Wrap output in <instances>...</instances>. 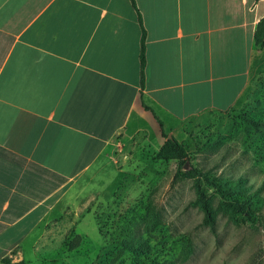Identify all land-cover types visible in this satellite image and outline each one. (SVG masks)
<instances>
[{
  "label": "crops",
  "instance_id": "1",
  "mask_svg": "<svg viewBox=\"0 0 264 264\" xmlns=\"http://www.w3.org/2000/svg\"><path fill=\"white\" fill-rule=\"evenodd\" d=\"M263 17L264 0H0V264L121 171L148 120L174 135L242 104Z\"/></svg>",
  "mask_w": 264,
  "mask_h": 264
},
{
  "label": "rangeland",
  "instance_id": "2",
  "mask_svg": "<svg viewBox=\"0 0 264 264\" xmlns=\"http://www.w3.org/2000/svg\"><path fill=\"white\" fill-rule=\"evenodd\" d=\"M250 117L264 120V59L242 104L172 134L186 153L180 169L178 160L157 157L163 137L148 120L146 141L128 142L115 157L121 171L107 169L57 207L30 239L25 264H264V128ZM205 175L241 178L245 195L258 192L255 222L219 212L213 226L205 224L203 211L190 204L195 181L214 206L221 199ZM130 237L146 239L147 250H123L120 241Z\"/></svg>",
  "mask_w": 264,
  "mask_h": 264
},
{
  "label": "trees",
  "instance_id": "3",
  "mask_svg": "<svg viewBox=\"0 0 264 264\" xmlns=\"http://www.w3.org/2000/svg\"><path fill=\"white\" fill-rule=\"evenodd\" d=\"M144 36V30H142L139 55L141 80L144 76L145 66ZM254 43L259 48L264 47V17L259 21L254 31ZM247 121L259 130L264 128V120H255L250 117L247 118ZM159 123L161 125L160 121ZM162 135L166 138V140L157 151V157L164 160H178L180 169L181 165L185 162L184 158L186 156L183 146L173 135L170 139H167V134L163 132V129ZM179 169L178 171H180ZM186 174L194 177L196 175V171H188ZM205 179L210 185H212L216 193L221 196L217 205L214 206L212 196L207 195L205 190L202 188L199 179L195 181L194 187L196 190V197L190 201V204L198 206L203 211V222L205 224L213 226L219 212L227 213L230 216L240 215L244 220L255 222L257 219L255 211L260 208L263 199L258 192L245 195L243 179L239 178L233 181L231 179L218 178L210 175H205ZM146 243V239L141 237H130L122 239L120 241V246L123 250H131L137 254L147 250L148 245ZM1 264H25V262L24 260L13 262L10 257H4L1 260ZM151 264H176V262L170 260H154Z\"/></svg>",
  "mask_w": 264,
  "mask_h": 264
},
{
  "label": "water",
  "instance_id": "4",
  "mask_svg": "<svg viewBox=\"0 0 264 264\" xmlns=\"http://www.w3.org/2000/svg\"><path fill=\"white\" fill-rule=\"evenodd\" d=\"M172 137V135L170 134L168 137H167V139H170Z\"/></svg>",
  "mask_w": 264,
  "mask_h": 264
}]
</instances>
